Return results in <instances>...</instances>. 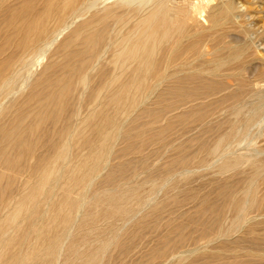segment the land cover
<instances>
[{"label":"bare ground","instance_id":"obj_1","mask_svg":"<svg viewBox=\"0 0 264 264\" xmlns=\"http://www.w3.org/2000/svg\"><path fill=\"white\" fill-rule=\"evenodd\" d=\"M94 2L0 0V99L1 89L6 91L2 87L11 82L15 68L24 64L25 52L50 40L53 24L60 30L69 16L88 10ZM172 2L119 0L115 7L94 13L91 20L67 34L58 48L60 60L46 65L30 93L11 102L1 113L0 264H58L86 186L101 171L120 135L124 133L133 141L152 135L162 141L179 126L191 128V132L198 130L188 149L196 147L207 157L225 155L219 173L230 174V180L218 183L187 218L189 225L200 232V239L226 238V242L221 239L218 250L203 252L200 258L209 260L207 264H227L230 256L233 264H264V157L258 158L264 152L253 145L258 139L255 133L261 136L255 129L264 125V67L250 65L248 42L243 44V39L230 30L237 17L236 0L213 8L208 23L203 20V24L190 15L195 8L186 11ZM148 7L151 9L146 16H139ZM129 23L132 26L122 46L118 43V52L110 47L116 53L111 65L114 69L101 68L98 76L91 77L89 71L101 47L108 44L110 30ZM84 92L86 100L99 109L87 113L75 127L76 107ZM149 104L158 108L143 110ZM141 109L133 123L138 119L149 121L137 129H126L125 117ZM164 120L166 125L156 130ZM248 137L251 144L246 153L226 157L232 149L243 147ZM139 147L131 143L123 153H138ZM196 153L180 152L168 172L191 166ZM66 161L69 165L65 168ZM134 169L123 163L104 178V184L118 186ZM59 190L61 196L55 198ZM137 190L107 191L93 197L63 264H102L110 241H97L83 253L80 246L102 235L96 232L100 221L127 214L128 202L136 198ZM100 208L102 211H97ZM229 211L235 214L233 227L225 229L223 222ZM250 214H260L262 219L251 222L247 220ZM242 223L237 235L234 228ZM140 231L129 241L116 244L121 256L133 251ZM187 231L183 224L172 225L151 259H162L186 245ZM236 236L251 239L252 247L243 256L230 245Z\"/></svg>","mask_w":264,"mask_h":264},{"label":"rangeland","instance_id":"obj_2","mask_svg":"<svg viewBox=\"0 0 264 264\" xmlns=\"http://www.w3.org/2000/svg\"><path fill=\"white\" fill-rule=\"evenodd\" d=\"M225 1L227 0H173L172 3L173 6L176 5L177 8H182L186 11H189V9L191 8H195V10L191 12L190 15H192V17H195L196 21L203 24V20L208 23V13H210L213 8L225 3ZM116 2H119V0H95L92 6L89 5V7L91 8H88V10L87 8H84L80 10L81 13H78V15L74 14L69 16V19L64 24V27H61L60 30H56L55 25L53 24L51 26L53 33H51L52 36L50 40H45V42L41 43L42 45L38 44L35 48L28 49V51L25 52L26 57L22 61L24 62V64H18L20 68L23 65L22 68L18 69V66L15 68L18 73H15L14 70L15 74L13 73V76L11 77L13 80L10 79L12 83L9 81L6 86L2 87L5 88L4 90L6 91L3 92V89H1V94H3L2 98H4V102L1 100V98L0 104H2L0 105V115L6 108V106H10L12 104L11 102L18 101L22 97H26L27 94L30 93L32 85L36 82V80L40 78L42 74L41 72H43L48 63H51L54 60H60L61 54H59L58 48L62 41L67 37V34L69 35L72 31L78 29L83 22L91 20L94 13H99V11L102 12L107 8L115 7V5H117ZM137 2L138 1H135V4ZM236 6L238 11L236 13L237 17L235 18V20H233L234 25H232V28L230 30H232V34L245 40H241L243 44L244 42H248L247 50H250L248 51V55L250 54L248 58L250 65H255L256 67L263 68L264 0H236ZM146 9L148 10L141 13L139 16L145 17L151 8L148 7ZM179 18L181 20L183 19V17ZM131 24L132 23H129L125 26L118 25L116 28L110 30V33H108L107 37L108 44L105 43L107 46L105 47L104 44V47H101L100 56L93 64V67L91 68L92 70L90 69L89 71V75L91 77H94L95 75L98 76L101 68L106 69L107 67V69L109 70L110 67L111 70L114 69L113 67H111V65L113 66V57H115V52H118L117 50H119V47L122 46V40H124V37L127 35L126 32H128V28L130 29V27L132 26ZM236 25H239L240 27ZM242 26L243 28H241ZM245 28L247 29L245 30ZM250 30L252 31V33ZM117 45L119 46L117 47ZM110 47H113V50L115 52ZM112 53L115 54L113 55ZM254 56H256L257 59L256 57L254 58ZM110 58H112L111 61ZM108 59L109 61H107ZM103 66L105 68H103ZM114 73L116 74V71L113 70L112 74L115 75ZM14 81L16 84L13 83ZM228 82L230 81H227V84L229 86L235 87L233 82ZM92 84L94 83H91V87L93 86ZM12 89L14 90V92ZM87 91L89 92V90H86V92ZM86 92H84L82 95V102L81 104H79V106H81H77L79 108L76 107L77 112L75 113V117L73 120V125L75 127H78L83 122L81 120L88 116L87 113L91 114L96 109H99L98 106L94 105L93 107L92 104H90L86 100ZM157 108L158 106L149 104L145 108H143V110L150 109L151 111ZM143 110L141 109L137 113H133L129 118L125 117L123 125L126 127V129H137L140 126H144L149 121L147 119H138L137 122L133 123V120L137 119V117L141 115V112H143ZM78 112L80 113V116H78ZM77 117L79 119H77ZM76 120H78V122ZM166 123L167 120H164L161 124L156 125V128H158L156 130H159L161 127L165 126ZM255 130H258L261 136L255 133V136H258V139L257 142L253 143V145L257 149H259V151L264 152V125L260 128H256ZM197 133L198 130H194L191 132V128L186 129L185 127L183 128L182 126H179L173 132L168 133L166 138L162 141L156 138H152V135H148L142 139H136V141H133L132 139H129L126 134H121L119 139L115 141L112 152L109 155V158L106 161L105 165L102 167L101 171L95 177H93L92 180L89 181L91 182V184L88 183L86 186L85 192L83 194L84 200L82 201L80 210L75 215V223L69 230V235L67 234L68 238L65 240L66 243L64 242L63 244V250H61L62 252H60L61 257L59 256L58 264L64 263L67 256L66 251L68 245L77 236L79 226L82 224L85 218L84 216L86 212L89 211L91 203L94 200L93 197L102 196L103 193L107 191L127 192L134 189H138V193L135 196L136 198L133 197L128 202L129 212L122 217L115 218L113 220L104 219L100 221L98 223V230L96 232H102V235L96 234L97 237L91 239L89 244L86 243V245H81V253L86 252L88 247L92 244H96L97 241L104 242L105 240L111 242L110 248L107 250L108 253L105 258V261L108 264H207L209 260L200 258V254H202L203 252L206 253L218 250L217 246H220L223 243L222 241L224 240V242H226V238L216 236V238H213L212 240L200 239V232H198L195 226L191 227V225H189L187 218L194 215V213L199 208L200 203L204 199L203 197H205L207 194H211L212 190L218 185V183L222 184L230 180V174L228 175L219 173V167L224 162L225 155L221 157H207L206 154L197 152L196 147L188 149L189 141L192 140L193 137H196ZM143 141L146 142V146L144 145ZM128 143H135V145H137L138 147L140 146L139 152L124 154L123 150L127 147V145H129ZM250 144L251 140L250 137H248L243 147L232 149V151H230L229 154L226 155V157L230 155L231 158H234L238 157L239 154L246 153L245 150L249 149ZM180 152L185 154L197 152L195 154V161L189 167H186L184 169L175 168V170L168 172L167 169ZM262 157H264V153L258 158ZM127 162L135 168L133 170V174H131L128 180H121L118 186H108L104 184V178L113 169H117L121 164ZM66 165H69L67 161L65 164V168L67 167ZM179 172L182 173L179 175ZM34 177H32L33 183H35L37 179L36 176ZM226 177L229 178L227 179ZM60 186L61 184L58 185V187ZM55 195V198L61 196L60 190L59 192L57 191ZM182 201L184 202L183 206ZM158 207H161V209L157 210ZM48 208L49 207H46L45 211ZM97 211H102V208H100L99 210L97 209ZM259 215L250 214L247 220L252 219L251 222H258L262 219L260 217L261 215ZM234 217L235 214L229 211L223 222L225 229H227V227H233ZM178 223L183 224L188 228L187 232H189V240L186 245L180 248L178 247L176 250H174V252H171L162 259L152 260L151 255L153 253V250L159 247V243L161 242L162 238L168 234L171 226ZM243 223L240 224L237 228H234L236 229L235 233L237 230L239 232V234L237 233V235H240L239 229L243 227ZM137 230L142 231H140V235L134 243L135 246L133 245V251L131 250L132 252L130 254L121 256V254L115 248L116 244L122 241H129ZM234 238V240L231 239L230 245L233 244L232 246L234 249H238L239 253L242 254V256L245 255L246 252L252 247V243L250 241L251 239H244L241 236H236ZM229 241L227 242L229 243ZM232 254L234 253L232 252ZM226 257L227 256H225V258ZM230 259L231 261L227 264L234 263V260L231 258V256ZM244 259L246 260L245 257ZM105 261L102 264H104Z\"/></svg>","mask_w":264,"mask_h":264}]
</instances>
